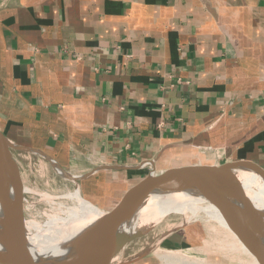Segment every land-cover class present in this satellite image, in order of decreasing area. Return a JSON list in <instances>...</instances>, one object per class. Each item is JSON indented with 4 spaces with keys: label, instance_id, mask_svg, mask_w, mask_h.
Listing matches in <instances>:
<instances>
[{
    "label": "crops",
    "instance_id": "1",
    "mask_svg": "<svg viewBox=\"0 0 264 264\" xmlns=\"http://www.w3.org/2000/svg\"><path fill=\"white\" fill-rule=\"evenodd\" d=\"M0 132L104 209L151 165L264 172V0H0Z\"/></svg>",
    "mask_w": 264,
    "mask_h": 264
},
{
    "label": "bare ground",
    "instance_id": "2",
    "mask_svg": "<svg viewBox=\"0 0 264 264\" xmlns=\"http://www.w3.org/2000/svg\"><path fill=\"white\" fill-rule=\"evenodd\" d=\"M24 151L31 152L29 150ZM233 173L252 204L264 213V178L250 168H236L233 169ZM24 191L25 187H23L22 193ZM75 196L76 198L80 197L78 193L67 197L73 201ZM180 201L182 203H178ZM74 203V206L66 208V210L61 207L57 209L60 214H62L61 212L66 213L67 217L51 215V219L48 220L49 225L48 222L45 223L46 230L42 232L47 238V244H44V237H41V234H38L36 238L33 237L31 232L32 220H27L24 217L22 199L19 201L16 198L13 178L6 166L0 167L1 239L21 243L33 257L47 256L53 258L51 264H66L68 261L79 258L80 248L66 249V244L69 238L89 222L98 218L102 212L80 198ZM129 204L133 207H127ZM123 208L122 213L127 216L118 229L123 235L132 234L140 229L160 223L170 213H180L184 221L197 219L202 214L204 215V223L208 224L211 230L217 227L219 232L223 234V236L221 235L222 238L230 239L229 246L239 251L249 250L236 230L238 222L230 214L222 192L200 179L194 177L175 179L169 184L152 188L146 194H140L128 204L123 205ZM224 241L226 240L221 239V243ZM225 245L228 246L226 243ZM168 253L165 255L163 253L160 256L166 262L163 264H206L203 262L204 260L199 258L190 259L180 254L176 257L174 253Z\"/></svg>",
    "mask_w": 264,
    "mask_h": 264
},
{
    "label": "water",
    "instance_id": "3",
    "mask_svg": "<svg viewBox=\"0 0 264 264\" xmlns=\"http://www.w3.org/2000/svg\"><path fill=\"white\" fill-rule=\"evenodd\" d=\"M14 150H32L49 164L55 174L68 182L76 183L88 176V174L70 176L42 152L21 147L9 141L0 132V167L6 166L11 174L16 198L19 201L23 198L24 186L18 164L12 154ZM241 167L253 169L264 178L261 168L246 161L227 162L218 166L203 164L168 166L161 170H156L152 165L145 167L143 174L138 179L130 181L109 209L94 205L102 213L69 238L66 249L79 247L80 255L78 259L68 261L66 264H113L122 248L134 238V235H123L118 230L127 216L122 213L124 203L135 193L146 194L152 188L169 184L175 179L192 177L222 192L230 214L238 222L236 230L241 240L254 256L257 264H264V213L252 204L241 183L235 177L233 169ZM131 206L129 204L127 207ZM52 259L47 256L33 257L25 246L17 241L0 240V264H51Z\"/></svg>",
    "mask_w": 264,
    "mask_h": 264
},
{
    "label": "rangeland",
    "instance_id": "4",
    "mask_svg": "<svg viewBox=\"0 0 264 264\" xmlns=\"http://www.w3.org/2000/svg\"><path fill=\"white\" fill-rule=\"evenodd\" d=\"M13 153L19 163L23 176L22 182L25 187L22 198L24 217L27 220H32L31 232L33 237L36 238L38 234H41V237H44V244H47V238L42 231L46 230L45 223L48 222L49 225L48 220L51 219V215L67 217L66 213L61 212L62 214H60L57 209L61 207L66 210V208L74 206V201L79 198L93 205L101 190L97 187L95 194L88 195V197L84 196L81 191V182L75 184L64 180L55 174L42 158L33 153L20 151ZM77 193L80 197L76 198L75 196L73 201L67 197L68 195H77ZM178 203H182V201ZM203 218L204 215L201 214L197 219L184 221L180 213L167 214L160 223L130 234L134 235V238L122 249L127 247L126 255L132 258L140 255L149 256L155 261L158 260L157 262L160 264L166 263L160 256L168 252V254L174 253L176 257L180 254L190 259L199 258L204 260L203 262L206 264H257L249 250L233 249L232 246H229L230 239L222 238L223 234L219 232L217 227L211 230L210 226L204 223ZM212 225L215 224L212 223ZM172 233L177 234L176 240L185 236L187 240L185 246H169L167 236ZM209 237L211 238L209 239ZM221 239L226 241L221 243ZM218 243H221L222 246L220 247L221 244ZM199 249L200 251H198Z\"/></svg>",
    "mask_w": 264,
    "mask_h": 264
}]
</instances>
